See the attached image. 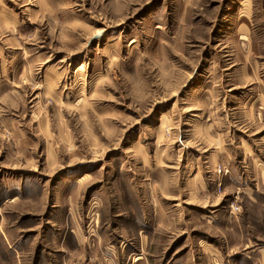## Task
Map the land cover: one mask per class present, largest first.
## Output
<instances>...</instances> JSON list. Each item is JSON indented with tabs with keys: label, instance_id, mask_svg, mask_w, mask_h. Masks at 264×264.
Masks as SVG:
<instances>
[{
	"label": "rangeland",
	"instance_id": "rangeland-1",
	"mask_svg": "<svg viewBox=\"0 0 264 264\" xmlns=\"http://www.w3.org/2000/svg\"><path fill=\"white\" fill-rule=\"evenodd\" d=\"M0 264H264V0H0Z\"/></svg>",
	"mask_w": 264,
	"mask_h": 264
},
{
	"label": "crops",
	"instance_id": "crops-1",
	"mask_svg": "<svg viewBox=\"0 0 264 264\" xmlns=\"http://www.w3.org/2000/svg\"><path fill=\"white\" fill-rule=\"evenodd\" d=\"M136 262H139V260H138V261H136Z\"/></svg>",
	"mask_w": 264,
	"mask_h": 264
}]
</instances>
